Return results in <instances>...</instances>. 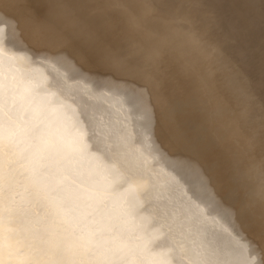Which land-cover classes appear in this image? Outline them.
I'll return each instance as SVG.
<instances>
[{
	"label": "bare ground",
	"instance_id": "6f19581e",
	"mask_svg": "<svg viewBox=\"0 0 264 264\" xmlns=\"http://www.w3.org/2000/svg\"><path fill=\"white\" fill-rule=\"evenodd\" d=\"M27 1L28 0L18 1L17 3L19 5V7L17 8V10L15 12H12V11H10V7H11L12 3H8L9 2L8 0H0V71H2V73L4 72L3 77L0 78V100H2V99L5 100L6 98H8L7 96H8L9 92H7V90L8 89L11 90L12 88H8V87L12 86L15 90V91L14 90L13 91L15 93L21 92L22 96H23V100H25L22 103H21V101H18L20 104H19V107L17 106L18 108H16L15 112H17L19 110V112L22 114L21 118L23 117L22 118L23 120H19L20 117H18V119L16 118L17 123H18L17 125H19V127L20 126H26L27 127L28 125H31L32 123L37 124L35 131H33L34 129H32L33 135L30 134V137L33 136V138H31L32 139L31 142L29 139H27V137L28 138H30V137L24 133V130H23V132L19 131L23 127L22 128L20 127V129L18 130V133L20 132L19 138L16 135L17 133L15 134L16 137L18 138V140H16V142L13 141V144H12V146L14 147L13 151L16 152L17 154L21 155V160L19 159L20 161L17 164H15L14 166L8 167L7 170L5 171L4 178L0 180L2 185L4 187L8 186L6 188L9 189V190H6V188H2L3 186L0 187V264H36L35 259L37 258V255H38V253L36 252L37 250L35 249L36 245H33L31 242H29V240L25 239V236L23 234L24 232L21 229H19V226H18V228H15V227H13L14 224L13 225L11 224L12 206L9 203L10 201L8 202L7 195H8V191H12V192H14V191L10 190L11 189L10 187H15L16 190L23 188V189H26L27 191H29V193L32 194L35 202L41 204L40 211L38 212V217L40 219L46 220V223L48 222L49 224L54 225L53 223L56 222L57 219L59 217L63 216L65 213L68 214L67 212L69 210L77 209V211H78L77 207L81 203L79 200L82 201L85 198L84 197L85 195L89 194L92 202L97 203L99 201V197L101 196L102 188L104 186L102 187V185H101V187H99L96 184H94L95 181H92V180L95 177L93 178L92 173H90L88 175V171H91V170L95 171L97 168L100 170V169H102L100 166L105 167L106 172H107V173H105V176L103 175L104 177H100V178H102L101 179L102 184L104 181H108L109 179L115 177L117 180H119V183L120 182L124 183V184L127 183L129 185L126 192L122 191L123 188H122V190H120L119 189L120 186H115L113 183H112L113 188H110L108 191L106 190L107 192L104 191V193L106 192L105 193L106 195H103L104 199H105V203H108L107 205H109V207L111 206L110 203L113 201L117 202V204L120 205L121 204L120 202L122 200H125V201L130 200L134 203L133 208H135L137 206L138 201L142 198L147 199V200L148 199L154 200V201L157 200V202L160 200V201H162L160 206H163V208L165 206L170 207L172 209H174V207H180L182 209V213L184 215V220L190 219V218L189 219L187 218V214L185 213L186 209L184 208L185 207L184 205H188V203H189L188 202L186 204V202L188 200V198H187L188 194L198 195L199 193H204L203 191H205V189H207V187L212 188V191H210L212 193L211 194L209 193L210 196H208L210 199V203H211V201L218 199L217 197H216V199L214 197V194H216L218 192L217 191L218 189H222V188L226 189L228 187L233 188V184H235L238 181H239V184H242L244 187H245L246 183H248L249 185H253V186L256 184L254 181L255 176H253V175H255L256 171H259V170H253V169H255V167L253 168V166H255V159L249 153V150H248L249 144L247 146V144L244 142L243 139L239 138L238 136H237L238 138L237 137L235 138L236 134L234 135V133L236 132L235 131L236 127L234 126V124H232L233 118H231L232 117L231 113L236 111L237 108L233 107L234 111H232L231 108L229 107L230 105L228 104L229 105L228 106L227 103L224 104L222 102V100L218 98V96H220V95H218V96L216 95V93L219 91V89H223L229 85V84L227 85L228 81L226 82L227 77L224 78V75H221L219 73V71L216 70L218 67L215 68L218 65V64L217 65H215V64L217 62H220V59H221L218 54H220V52H222V51L223 52L226 51V53L229 52V54L231 52L234 55L233 56L231 54V57L233 56L234 59H236V57L239 60H241L243 57H244V59H246L248 56V54L246 53V50L250 49V47L253 46L251 44V41H250V38L252 36L250 38L248 36H245L249 33L244 34L243 33L245 31L244 29L241 28L242 33L241 32L240 33L244 34L245 37H240V35H238L239 31L237 30L238 28H236V26L238 24L242 26L243 23L239 17L235 16V14L237 13L236 10H235L236 13L233 15H231L230 13L228 14L229 16L227 14H225L224 16L221 15L223 17L222 19H219L217 17L218 13L211 14L213 18L214 17L217 18V25H216L217 27H215L216 28L215 32H217L219 34L218 37H210V36L201 37L200 36L199 38H197L195 33H192V30L190 29V26H189L190 25L189 21H191L190 19L193 18V17L190 18V14L188 12V10L191 8V3L189 1L187 2V4H184L183 1H185V0H171L168 4H163L162 6H158L155 3L157 5V8L154 9L155 13L153 14V16H154L153 18L157 21H155L152 18L150 20H152V21H154V23L155 22L156 23L155 24L154 23H148L143 28V24L151 17L150 15H148L149 10L147 13L145 6H143L144 9H143V7L141 8L142 10L138 9L139 3L142 2L141 0H134L135 3L132 0H125L124 1L125 3H123V6H124V10H126V12H125L126 14L128 12H131L129 14L134 15L135 13L132 14V11L134 9H137L138 11L134 10L135 12L137 11V14L134 16H130L129 18L127 17V21L131 22V23L127 24V25H130V26H128L130 29V31H129L130 35L127 36V39L125 38L126 40L121 45V47H119V44L117 47L116 41L119 43V41L117 40L119 38L116 37L118 35V33H115V32H118L119 30H121L119 28L120 26H118L119 22L117 21L119 18V16L117 14L120 11L118 13H116V16L112 19L114 22H111L109 19L106 22H104L103 25L99 23V25H102L101 27L99 26L100 27V29H99L98 26L94 25L95 23L93 24V22H94L93 19L97 15L96 14L97 13L96 8L94 6H92L93 0H40L39 2H42V5H43V7H45V9H42V7L38 8L39 7L38 6V7H34L32 10H30V12H29L30 8L27 5ZM29 1H31V0H29ZM98 1H99L98 7H101V10H102V7H104V8L106 7V9H107V6H106L107 3H105L106 0H98ZM121 1H123V0H121ZM121 1H120V3L119 2L118 3L122 4ZM148 1H149L148 3H151L150 0H148ZM193 1H195V0H193ZM203 1H201V3L204 4L206 1L205 0H203ZM218 1H220V0H218ZM218 1H217V3H218ZM111 2H114V1H111ZM154 2H156V1H154ZM227 2H230V1H226L225 3L228 4ZM237 2H239V1H236L233 3H237ZM110 3L108 4L109 6H111L110 8H114L112 6L113 4H110ZM199 3L200 2L197 1V4L201 5ZM230 3H232V2H230ZM239 3H241V2H239ZM31 4H32V2H31ZM94 4H95V2H94ZM104 4H106V5H104ZM183 4L187 6V8L184 7V8H186V11L184 13L188 12L186 15L182 16L185 19L181 18L182 20L179 21V23H176L177 25L174 24L175 26L172 24H168L169 21L167 22L168 19L165 21V17L169 18V16H170V18H171L172 13L175 14L174 12L177 9L180 10V8L182 6H184ZM219 4H221V3L219 2ZM242 4H245V3H242ZM152 5H154V4H152ZM249 5H251V4H249ZM249 5H248V8H250ZM220 6H222V5H220ZM236 6H237V4H236ZM253 6H254V3H253ZM116 7H118V4H117V6L115 5V8ZM230 7H233V4ZM238 7H239V5H238ZM256 7L258 8V6H254V8H256ZM261 7H262L261 9H264L263 6H261ZM110 8L107 10H110ZM223 8L227 12L226 8L225 7H223ZM116 9H118V8H116ZM243 9L244 8H242V10ZM104 10L105 9L102 10L103 13H106L107 11L105 12ZM115 10L113 9L112 12H114ZM121 10H123V8ZM173 10H175V11L173 12ZM182 10H184V9H182ZM83 11H84V16L80 19L77 18L79 16V13H81V12L83 13ZM97 11H98V8H97ZM220 11H221V9H220ZM247 11H250V9ZM252 11L253 10L251 9V13H252ZM112 12L110 14H112ZM176 12H178V11H176ZM232 12H234V10ZM240 12H239V15H240ZM263 12H264V10H262L261 12H258V14L259 15L263 14ZM152 13L153 12H151L150 14H152ZM123 14L124 13H122V15ZM98 15L101 16L100 13ZM145 15H148L150 17L147 18L146 21H143L146 18ZM242 15H244V12L242 13ZM242 15H240V16H242ZM21 16H25V21L22 20L23 17H21ZM109 16H108V18H110ZM177 16H178V14H177ZM179 16H181V15L179 14ZM179 16H178V18H179ZM242 18H243V16H242ZM26 19L28 20V22H26L27 21ZM173 19L170 20V23H172L171 21H173ZM244 19H246V18H244ZM21 20L23 22H25L26 24L21 23ZM121 20L124 21L122 18H121ZM162 20L165 21L166 23L161 22ZM95 21H96V19H95ZM108 21H110V22H108ZM115 21H117L118 23ZM177 21H175V22H177ZM44 22L47 25L44 26V24H43ZM148 22H150V21L148 20ZM248 23L249 22H247V24ZM76 24H79V29L81 30V33L79 34V32H76V30H75V33H77V34H75L73 37H72V35L70 37H65L67 35V33H69V31H72L73 29H75L74 26ZM124 24L125 23H122V25H124ZM250 25H252V23ZM253 25H254V23H253ZM255 25H257V24L255 23ZM95 27H98V28H96L99 30L98 32L96 31ZM126 27H124V28L127 31ZM222 27H223V29H222ZM243 27H244V25H243ZM247 27H248V25H247ZM247 27H246V29H247ZM124 28H122V29H124ZM253 28H254V26H253ZM255 28L258 29V27H255ZM224 29H226V32ZM232 29H235V30H232ZM248 29L250 30V28H248ZM249 30H247V31H249ZM254 30L255 29H253L252 31L254 32ZM106 32H108V36H107L108 38H106V36H104V35H106ZM120 32L121 31H119V33ZM122 32H123V30H122ZM224 32L226 33L225 36L222 35ZM251 34H252V32H251ZM122 35L121 36L118 35L120 37V39H119L120 42L122 40L121 38H124V37H122ZM222 38L224 39V45L220 49V47L219 48L217 47V44L219 42H221ZM217 40H218V42H217ZM262 41H264V39ZM262 41H261V46L255 51V54L257 56H262V54H263L264 43ZM253 48H254V46L252 47V49ZM190 51L193 53L192 55L190 54L191 53ZM186 52H190L189 53L190 55L185 54ZM182 53L185 54V55L183 54L184 58L182 57V59L183 60L185 59V60L184 61L181 60V62H179V59H181V58H179V56L180 55L182 56ZM225 56H227V55H225ZM245 56H246V58H245ZM104 57L105 58L112 57L111 58L112 62H108V64H107V62L104 60L105 59ZM189 57H191V60L193 59L192 63L189 61H186L187 59H190ZM248 58H250V57L248 56ZM161 59H162L163 63H160ZM229 59H231V58H229ZM250 59H252L251 61H253L252 56ZM228 61H227V63H228ZM187 62H189L190 64L188 65ZM223 62H224V60H223ZM230 62H232V59ZM244 63H246V62H244ZM160 64H162V65H160ZM248 64H243V65L244 66L246 65V67H247ZM90 65H92V66L90 67ZM229 65H230V63H229ZM239 65L241 66V64H239ZM218 66L220 67V65H218ZM222 67H224V66L222 65ZM246 67H244V68L248 69V67L247 68ZM241 68L243 69L242 66H241ZM223 70H225V69H223ZM239 70L236 69V71H238V72H239ZM227 71H228V69H226L225 73ZM223 72L224 71H222V74H224ZM241 72H243V70H241ZM2 73H0V74H2ZM231 73L234 74L233 72H231ZM250 73L253 75V77H254L253 80H255L254 82L258 86H260L264 83L262 80V79H264V69L262 68V66H260V65L255 66V70L251 71ZM230 74L228 73V75H230ZM231 77H232V75H231ZM172 78L180 80L181 83H183V82L186 83V91H187L186 95H180L179 94L178 96H174V94H175L174 89L176 88V85H175L176 83L175 82L171 83ZM229 79L231 80V78H229ZM236 81L237 80H235L234 83H236ZM229 83H230V81H229ZM7 84H8V87H7L8 89L7 88L5 89L4 87H6ZM250 86L252 87L253 84L251 83ZM159 88H161L162 90L168 91V95L170 96V99L166 100L164 97H159V95H160L159 94L160 93ZM244 90L246 91V89H244ZM250 90L253 91V89H250ZM13 91H11V92H13ZM11 94H13V93H11ZM11 94H10V96H11ZM17 94H19V93H17ZM217 94H219V92ZM182 96H185V97H182ZM16 98H19V97H16ZM20 98H21V96H20ZM40 98L49 99L48 101H50V103H48V105L46 104L47 105L46 108L44 107V111H43L44 121L39 120V122H36L37 114L41 111L40 107H39L40 111L36 114V109H38L37 108L38 106L36 107V103H37L36 100L39 101ZM157 98H159V99H157ZM171 98H175L174 103L176 101L181 102L180 110H181V112H183L184 118L188 117V120H189V118H192L193 116H195V118H196V120L194 121L193 125H191V127L184 130L183 132L180 131L177 134H175L176 132H174V134H173L171 132V130L175 131V128H181L183 126V124L186 126L188 121H185L183 119V117L178 115L176 117L177 121L176 120L175 121L170 120L167 123L164 122V119L166 117H168V115L171 114V111H173V104H172ZM253 98H255V97H253ZM256 99H258V98H256ZM256 99L253 102H255ZM9 100H14V99H9ZM181 100H183V101L187 100L185 102L188 104L185 105L184 103H182ZM4 102L5 101H3V103ZM158 102H159V104H158ZM256 102H257V107L259 108V106H258L259 103H258V101H256ZM262 102H264V100ZM0 103H2V101ZM11 103H12V101H11ZM13 103L11 106H13V109H15L14 106L17 103L15 105H13ZM251 104H252V102H249V104H246V108L249 110L251 109L252 110L251 114H252V113H254L253 111H255L258 108L257 107L254 108V106H256V104H252V106H251ZM43 105H44V103H43ZM11 106H10V108L12 110ZM263 106H264V104H263ZM237 107H238V109L241 108L240 106H237ZM1 108L3 109V106ZM10 108H9V110H10ZM11 112L9 111V113H11ZM19 112H17V113H19ZM242 112H244V111H242ZM172 113H174V112H172ZM191 115H193V116H191ZM9 116H10V114H9ZM16 116H19V114ZM7 117H8V115H7ZM11 117H9V118H11ZM169 117H171V116H169ZM237 117H239V116H237ZM241 118L242 117H240V119ZM39 119H40V115H39ZM237 119H239V118H237ZM237 119L235 120L236 122H237ZM7 120H8V118H7ZM241 121H243V120H241ZM10 122H12V120H10ZM14 123H16V122L14 121ZM14 123H11V125ZM17 125H16V128H17ZM13 127H10V129ZM26 127H24V129H26ZM14 129H15V127H14ZM29 131H30V129H29ZM192 131L194 132V134L197 133L200 135H205L206 137L209 138L210 142H208V144H209L208 148H206L200 142H193L192 140L189 139V133ZM229 131H232V132H229ZM11 132H12V130H11ZM27 132L28 131H26V133ZM168 132L171 133L172 137H171V135H169V136L167 135ZM29 133H32V132H29ZM228 134H231V136L233 135L234 138L228 137L229 136ZM174 135L176 137H174ZM137 137H140L139 142L133 143L132 139H134V138L137 139ZM7 139H8V136H7ZM27 140H29L30 143H28ZM177 140H178V142H176ZM260 142L264 145V140L263 141L260 140ZM151 146L157 147V149H155V150L152 149V150H154L152 153L153 155L151 153H149V151H150L149 149ZM4 148H5V146H4ZM2 151H1V153H2ZM257 153H259V151H257ZM2 154H4V152ZM147 154H151L152 158L147 156ZM213 155H214V157H213ZM13 156H14V154H13ZM262 158H264V152H263ZM13 161H14V159H13ZM207 161L208 162L212 161V163H213V165L211 167V172H208L209 167L211 165H206ZM216 162H218L217 166H215ZM86 170H88V171H86ZM252 170H253V172H255L254 174H253ZM158 171H159L158 174L163 173L162 175H166V173H167V175H168V176L166 175V177H167L166 189L161 190V188L156 189L155 187L152 189L148 188V183H150L149 181H151V180L146 181V183H144L146 185H143L144 178L145 179L146 178L151 179L152 175L154 176V174ZM96 172L98 173V171H96ZM29 173H31V174L28 175ZM102 174H104V173H102ZM102 174H100V175H102ZM158 174H155V175H158ZM97 177H96V180H97ZM100 178L98 177V180ZM103 178H104V180H103ZM159 178H161V177H159ZM163 178H164V176H163ZM257 178H259V176ZM236 179H237V181H235V183H234L233 181ZM155 181H157V180H155ZM39 183L43 184L42 188L38 187ZM76 183H77V186L79 183H81L83 185V187L85 188L86 194L84 196L81 194L84 197L83 199H80V197H79V199L73 197V195L75 194L74 193L75 190H74V188L71 189L70 186L72 184L75 185ZM162 183L163 182H161V184ZM202 184L204 186H201ZM109 185H110V183H109ZM152 185H155V183ZM242 185H240V188L242 187ZM247 185H246V189L248 187ZM107 186H108V184H107ZM122 186H123V184H122ZM256 186L260 187L259 185H256ZM104 188H106V187H104ZM124 188H125V185H124ZM254 188H256V187L254 186ZM246 189H245V192L247 191ZM72 190H74L73 193H72ZM78 190H80V189H78ZM234 190H232L233 193H234ZM238 190H239V194H240L241 190L240 189H238ZM242 190H244V189H242ZM257 190H258V188H257ZM76 192H78V191H76ZM220 192H219V194L218 193L217 194L221 195L224 191L222 193H220ZM232 192H230V194ZM248 192H249V190H248ZM261 192H263V191H260V193ZM227 193L229 195V192H227ZM242 193H243V191H242ZM249 193H252V192H249ZM256 193L257 192L255 191L254 194H256ZM83 194H84V192H83ZM246 194H248V193L246 192ZM75 196H76V194H75ZM78 196H80V195H78ZM195 196L193 198H196ZM199 196H201V195H199ZM248 196H250V194H248ZM251 196H253V195H251ZM28 197H30V196H28ZM233 197L234 198L231 199L230 206L235 207L236 205H238V203L241 204L239 202L240 200H238L239 198H237V196L233 195ZM245 197H247V195ZM256 197H254L253 199H255ZM189 198H191V197H189ZM201 198H202V200L204 199L203 197H201ZM212 198H213V200H211ZM263 198H264V196H263ZM251 199H252V197H251ZM13 200H14V198H13ZM46 200H48V201H46ZM102 200H103V198L100 199L101 202H102ZM118 200L120 202H118ZM193 200L194 199L191 200L192 203H193ZM223 200H226V199H223ZM223 200H221V203H225V202H222ZM247 200H250L249 197ZM86 201H87V199H86ZM130 201H128V202H130ZM196 201L198 202L199 200H196ZM196 201H194V202H196ZM207 201H205V202H207ZM241 201H242V199H241ZM257 201H258L257 199H256V201H253L254 202L253 205H255V202H257ZM123 203L125 204V202H123ZM149 203H150V201H149ZM214 203L215 202L213 201L212 204H214ZM251 204H252V202H251ZM31 205H32V203H31ZM82 205H83V203L80 206H82ZM87 205H86V207H87ZM151 205L152 204H150V206ZM156 205L158 206V204H156ZM191 205L193 206V204L190 203V206ZM221 205H220V208L224 207ZM91 206H94V205H91ZM126 206H127V204H126ZM160 206L158 208H160ZM244 206H247V205H244ZM255 206L254 207L258 211V213L264 214V210H263L264 205H262L263 208L261 206L258 207V205H255ZM83 207H85V206L83 205ZM96 207H94V208H96ZM113 207H114V205H113ZM146 207H147V205H146ZM201 207H199V208H201ZM208 207H209V205H208ZM240 207L238 206V208H240ZM254 207H251V209L253 208L252 210L256 211L254 209ZM94 208H93V210H94ZM189 208H187V209H189ZM225 208H226V206H225ZM242 208H244V207L242 206ZM248 208L249 207H246V209H248ZM79 209L81 210L82 208L79 207ZM107 209L108 208H106L103 211H106ZM139 209L140 208H138V210ZM172 209L171 210L169 209V210L172 211ZM177 209L178 208H176V210ZM202 209H200V211ZM210 209H207V210H210ZM218 209H217V211H218ZM228 209H230V208H228ZM116 210L117 209L115 208V211ZM163 210H165V208ZM244 210H245V208H244ZM88 211H90V213H91V210H88ZM212 211H210V212H212ZM230 211H231V209H230ZM106 212H108V211H106ZM177 212L178 211H176V214H177ZM232 212H234L233 209H232ZM81 213H82V211H81ZM90 213L89 214L87 213V214L89 216H91ZM134 213H136V212H134ZM134 213H132V214H134ZM153 213H154V211H153ZM208 213H207V215H208ZM226 213L228 214L229 212L226 211ZM247 213H246V215H247ZM77 214H78V212L76 213V215ZM85 214H86V212H85ZM103 214H104V212H103ZM121 214L125 215L126 213L124 214V212H121ZM121 214L119 213L120 216H121ZM129 214H131V212ZM154 214H156V213H154ZM167 214L169 215V213H167ZM172 214L174 215L175 213L173 212ZM194 214H195V212H194ZM213 214H215V213H213ZM217 214H215V215H217ZM83 215H80V216L83 217ZM117 215L118 214L116 213V215H114V216L117 217ZM141 215L142 214H140V216ZM144 215H146V214H144ZM158 215H159V213H158ZM198 215H200V213ZM232 215L236 217V215H234V213H232ZM93 216H94V214H93ZM208 216H211V215H208ZM250 216H248V218ZM259 216H257V218ZM86 217H87V215H86ZM123 217H125V216H123ZM123 217L121 216L120 219ZM142 217H144V216L142 215ZM155 217H156V215H155ZM175 217H177V216H175ZM180 217H179V219H181ZM194 217H196V216H194ZM203 217H206V216H203ZM203 217L200 216V219ZM217 217H218V215H217ZM220 217H222V214ZM25 218L26 217H24V219ZM63 218L65 219L66 217H63ZM76 218H78V217H76ZM92 218H94V217H92ZM135 218L137 219V222H138V220H139L138 217H135ZM162 218L164 220V217H162ZM172 218H170V216H169V219H172ZM242 218H240V219H242ZM252 218L254 219L253 216H252ZM262 218L264 219L263 216H262ZM94 219L96 220V217ZM125 219H127V217H125ZM129 219L130 218H128V222H129ZM136 219H134V220H136ZM143 219H145V218H143ZM156 219H157V217H156ZM169 219L167 218V220H169ZM245 219H246V217H245ZM59 220H60V218H59ZM175 220L177 222L175 225L177 226L178 221H177V219H174V221ZM184 220H182V221H184ZM216 220L214 222H217ZM222 220H223V218H222ZM250 220H252V219H250ZM259 220H262V219L259 218L258 222H259ZM89 221H90V219H89ZM91 221H93V220H91ZM94 221H93V224L95 223V225L103 224L101 222L98 223L97 222L98 220L96 222H94ZM172 221H173V219H172ZM182 221H180V222H182ZM224 221H226V220H224ZM254 221H255V219H254ZM254 221H253V223H255ZM84 222H86V220ZM84 222H83V224H84ZM165 222H167V221H165ZM169 222H171V220H169ZM209 222H211V221H209ZM220 222L221 221H219V223ZM245 222H247V219ZM30 223H31V221H30ZM60 223H63V222H60ZM70 223H72L71 220H70L68 225H70ZM89 223H87V224H89ZM123 223H124V221H123ZM133 223H134V221H133ZM145 223H147V222H145ZM157 223H158V221H157ZM199 223H201V222H199ZM234 223L236 224L237 222H234ZM117 224H119V221L117 222ZM124 224H127V221ZM166 224L168 225L169 223H166ZM166 224H165V226H166ZM183 224L184 223H182V225L181 224H178V225L183 226ZM201 224H203V223H201ZM204 224H207V223L205 222ZM204 224L202 226H204ZM222 224H224V223H222ZM226 224L227 223H225L224 226ZM246 224L247 223H244V225H246ZM261 224H262V222H261ZM22 225H24V223ZM89 225H92V222ZM108 225H110V223H108ZM131 225L133 226L132 223H131ZM187 225L189 226V224H187ZM15 226H17V225L15 224ZM84 226H82V227H84ZM92 226L94 228V225H92ZM127 226H129V225L127 224ZM127 226L124 227L122 230H125V228H128ZM132 226H131V228H133ZM136 226L139 227L137 224H136ZM150 226H151V224H150ZM163 226L164 225L162 224V226H160V227H163ZM180 226H179V228H180ZM215 226H214V228H215ZM231 226H233V223ZM37 227H38V225H37ZM43 227L44 226H42V228ZM50 227L51 226H49L48 228H50ZM85 227H87V226H85ZM96 227H98V225ZM177 227H175L176 231L178 230ZM197 227L199 228V226H197ZM197 227L195 226V228H197ZM246 227H248V226H246ZM26 228H24V229H26ZM67 228H69V227H67ZM87 228H90V227H87ZM149 228L152 229V227H149ZM154 228H156V227H154ZM192 228H193V226H192ZM206 228H207V226H206ZM235 228H237V226H235ZM261 228H262V225H261ZM31 229H33V228L31 227ZM97 229L98 228H96V231L98 232ZM104 229H107V228L105 227ZM110 229H111V227H110ZM161 229L164 230V228H161ZM183 229L186 230L185 226ZM249 229H251V228H249ZM257 229L260 230V227ZM38 230H40V229H38ZM71 230H72V227H71ZM114 230H116V228ZM132 230H131V233L133 232ZM137 230L138 229H136L135 232ZM179 230H180V232H182L181 229H179ZM199 230H201V228ZM210 230H214V229H210ZM221 230H223V229H219L218 231H216V233L221 231ZM90 231L91 230L89 229L88 233H90ZM104 231L105 230H103V231L101 230V232H104ZM129 231H130V229H129ZM129 231L127 229L128 233H126V231H125V233L129 234ZM139 231H141V230H139ZM139 231H138V233H139ZM142 231H144V230H142ZM193 231H194V229H193ZM195 231H194V233H195ZM204 231H202V232H204ZM223 231H225V230H223ZM243 231H244V229H243ZM249 231L250 230H248V232ZM252 231L253 230L250 231V236L252 235L251 234ZM262 231L264 232V230H262ZM262 231H261V233H262ZM31 232H28V233H31ZM75 232H76V230H75ZM85 232L86 231H84V234H85ZM111 232H113V231H111ZM135 232L132 233L133 236H135L134 234H137ZM175 232H174V234H176ZM180 232L178 231V235H181ZM198 232L196 231L195 234H197ZM222 232H220V233L222 234ZM228 232H230V231H228ZM236 232H237V230H236ZM236 232H235V234H236ZM257 232H258V230H257ZM59 233H60V231H59ZM108 233H110V230ZM123 233H124V231H123ZM153 233H154V231H153ZM225 233H227V230ZM239 233L240 232H238L237 234H239ZM247 233H245V234L247 235ZM114 234H116V233H114ZM142 234L144 235L143 232H142ZM174 234H173V237L175 236ZM182 234H184V232ZM61 235H63V234H61ZM61 235H59V236H61ZM110 235L107 234V235H103V236H106V237L109 236L110 237ZM189 235L187 237H189ZM232 235H233V233H232ZM254 235H255V233H254ZM41 236H43V235H41ZM74 236H75V234H74ZM81 236H82V234H81ZM93 236H95V235H93ZM103 236H100V238ZM128 236H130V235H128ZM136 236H137V238L132 237V236H130V238L131 237H132L131 239L135 238V239H133V241L134 240L137 241L138 237L140 235L137 234ZM145 236L143 239H145ZM259 236H261V235H259ZM84 237H83V240H84ZM112 237L116 238V235H114ZM112 237H110V238H112ZM125 237L128 240V237L126 235H125ZM175 237H177V236H175ZM208 237H211V236H208ZM75 238L76 237H74V239ZM97 238H99V237H97ZM110 238H109V240H110ZM115 238L113 240H115ZM158 238H157V240H158ZM168 238H169V236H168ZM200 238H202V236H200ZM255 238H256V236H255ZM118 239L119 238H116V240H118ZM191 239L193 241H195V239H198V238L197 237L196 238L191 237ZM203 239L206 240L204 238V236H203ZM203 239H201V240H203ZM210 239L213 240L214 238L211 237ZM221 239H223V238H221ZM249 239L252 240L251 238H249ZM89 240H91V239H89ZM254 240H256V239H254ZM257 240H258V237H257ZM107 241L108 240H105V243ZM142 241H141V243H142ZM174 241H176V240H174ZM186 241H184L185 244H186ZM197 241H199V240H197ZM262 241L264 242V240H262ZM124 242L125 241H123V243ZM138 242H139V240H138ZM138 242L137 243L136 242H133V243L129 242V243L133 246V244H135V243L138 244ZM210 242H211V240H210ZM212 242H214V241H212ZM215 242H216V240H215ZM222 242H224V240ZM54 243H56V242H54ZM77 243H79V242H77ZM80 243H82V242H80ZM88 243H87V245H88ZM90 243H92V242H90ZM152 243L153 242H151V244ZM180 243L181 242H179L177 244V242H176V245H179ZM258 243H259V241H258ZM71 244H73V243H71ZM122 244L121 245L119 244V246H123L125 243L123 245ZM130 244H129V246H130ZM140 244H138V245H140ZM214 244L215 243H213V245ZM219 244H220V240H219ZM224 244H225V242H224ZM239 244H237V245H239ZM104 245H106V244H104ZM104 245H101V246H104ZM164 245H165V243H164ZM176 245H174V247ZM201 245H202V243H201ZM215 245H218V244H215ZM262 245H264V243L261 242L260 246H262ZM46 246H48V245H46ZM184 246L185 245H183V247ZM209 246H212V245H209ZM231 246L233 247V245H231ZM256 246H257V243H256ZM40 247H42V246H40ZM106 247H108V246H106ZM111 247H109V248H111ZM114 247H115V245H114ZM131 247H128V248H130V250H133V249H131ZM141 247H144L143 249H145V246H141ZM186 247H187V245H186ZM197 247H195V248H197ZM202 247L204 248V245ZM207 247H208V245H207ZM229 247H230V245H229ZM57 248H59V247H57ZM99 248H100V246H99ZM109 248H107V249H109ZM118 248L120 249L121 247H118ZM138 248L140 250V246ZM179 248L174 249L175 252ZM190 248H191V246H190ZM223 248L224 247H222V250H223ZM258 248L256 249V247H255L256 250H258ZM113 249H116V248H113ZM113 249H110V250L114 251ZM126 249H127V247H126ZM146 249H148V248L146 247ZM187 249H185V250L187 251ZM216 249H217V247L214 250H216ZM218 249H220V248H218ZM241 249H242V246H241ZM262 249H264V248H262ZM43 250H40V251H43ZM51 250H54V249H51ZM60 250H62V249H60ZM124 250L125 249H123L121 252H125ZM127 250H129V249H127ZM135 250H136V247H135ZM209 250H210V248H209ZM224 250L226 251L227 249H224ZM244 250H245V248H244ZM246 250H248V249H246ZM249 250H251V248H249ZM184 251H182V252H184ZM186 251H185V253H187V254L192 252V251H190V252H186ZM194 251L190 254L194 255L193 254V253H195ZM198 251H200V249ZM69 252H72V251H69ZM75 252H77V251H74V253ZM121 252L118 254H121ZM131 252L133 253L134 251H131ZM138 252L142 253V254L144 253L142 251V249H141V251H138ZM145 252L148 253L149 251L148 252L145 251ZM171 252H172V254L174 253L173 251H171ZM178 252H181V250L180 251L178 250ZM178 252H176V253L178 254ZM206 252H208V250ZM215 252L216 251H214L213 254H215ZM227 252H225V253H227ZM234 252H236V251H234ZM48 253H50V252H48ZM60 253L62 254L63 252H60ZM74 253H73V255L75 257V255L77 253L76 254H74ZM85 253H87V252H85ZM89 253L91 254V252H89ZM103 253H104V251H103ZM113 253H115V252H113ZM127 253H129V252L126 251V254ZM166 253H168V252H166ZM219 253H220V251H219ZM261 253H263V251H261ZM109 254H110V252H108L107 256ZM131 254H130V258H132ZM142 254H141V256H142ZM180 254H178V255H180ZM222 254H224V253H222ZM64 255L65 254H63V256ZM132 255H135V254H132ZM176 255H172V256L174 257ZM204 255H206V254L204 253ZM209 255L210 254H208L207 256L211 257ZM237 255H238V253H237ZM249 255H251V253H249ZM257 255H260L259 251H258ZM109 256H111V255H109ZM113 256H116V254ZM125 256H127V255H125ZM194 256H196V255H194ZM207 256H205V258ZM227 256L228 255H226L225 257H227ZM58 257L60 258V256H58ZM128 257H126V259ZM139 257H140V255H139ZM166 257H168V256H166ZM173 257L171 258L172 260L174 259ZM192 257H189V258H192ZM225 257H224V259H225ZM237 257H233V258L237 259ZM137 258L138 257H136V259ZM181 258H183V256ZM184 258H186V256ZM247 258H248V256H247ZM71 259H73V257ZM95 259H93V260H95ZM110 259L113 260V257ZM126 259L123 257V259H121V260H124V262H126L125 261ZM180 259H177L176 261L173 260V261H175V263H177L178 260H180ZM196 259H197V257H196ZM196 259H195V261H196ZM227 259L228 258H226V260ZM252 259H253V256H252ZM260 259H262V257ZM75 260H73V261H75ZM93 260H92V262H93ZM117 260H118V258H116L112 262H115ZM121 260H119V262H121ZM130 260L128 262L129 264H130ZM202 260H204V259H202ZM240 260L242 262L246 261L244 259L243 260L240 259ZM79 261H80V259H79ZM88 261H91V257H89ZM134 261H137L140 263L139 258H138V260L134 259ZM134 261H133V259L131 260V262L133 264H136V262L134 263ZM181 261H183V260L181 259ZM181 261H179V263ZM205 261H204V263L206 264ZM241 261H240V264H241ZM257 261H258V259H257ZM262 261H264V260H262ZM82 262H83V260H82ZM112 262H111V264H112ZM145 262H143V264ZM168 262H169V260H168ZM191 262H193V261H191ZM201 262H202L201 264H203V261H201ZM209 262H207V263L209 264ZM236 262H234V263H236ZM51 263H54V262H51ZM51 263H49V264H51ZM121 263H123V261ZM146 263H148V262H146ZM185 263L187 264L189 262L185 261ZM197 263H200V260ZM220 263H221V261H220ZM225 263H227V262H225ZM225 263L223 261V264H225ZM234 263H232V264H234ZM261 263H264V262H260V264ZM216 264H217V261H216ZM243 264H245V263H243Z\"/></svg>",
	"mask_w": 264,
	"mask_h": 264
},
{
	"label": "rangeland",
	"instance_id": "374dc122",
	"mask_svg": "<svg viewBox=\"0 0 264 264\" xmlns=\"http://www.w3.org/2000/svg\"><path fill=\"white\" fill-rule=\"evenodd\" d=\"M111 1H114V2H111ZM106 0L105 1V3H107V5L106 4H104V5H106L107 6V9H109L111 6H109L108 4L110 3V4H113L112 6L114 7V8H110V10H107L106 9V7L104 8V7H102V10L103 9H105L104 11L106 12V13H103V11L101 10V7H98L99 6V1L98 0H93L92 1V6H94L95 8H96V17L98 18H94L93 19V24L94 25H96V26H102L103 24H104V22H106L107 20H109L110 19V21L111 22H114L112 19L116 16V13H118L119 11V13L117 14L118 16H119V18H118V22H119V24H118V26H120L119 28L121 29V30H119V31H121L120 33H119V31L118 32H115V33H118V35L119 36H121L122 34V37H124V38H121L122 40H121V42H120V37L117 35L116 37L117 38H119V39H117L118 41H119V43L116 41V46L118 47V44H119V47H121V45L124 43V41L127 39V36L128 35H130V29H129V27L128 26H130V25H127V24H129V23H131L130 21L128 22L127 21V17L129 18L130 16H134V15H136L137 14V9H134V10H137L136 12L133 10L132 11V14H134V15H131V14H129V13H131V12H128L127 14L125 13L126 12V10H124V6H123V3H125L124 1L125 0H123V1H121V0ZM120 1H121V3L122 4H119L120 3ZM134 3H135V1L134 0H132ZM142 2L141 3H139V8L138 9H141L143 6H145L146 8V11H147V13H148V10H149V13H148V15H150V16H148V15H145L146 16V18L143 20V21H146L147 20V18H149L148 20L150 21V22H148V20L143 24V28L146 26V24H148V23H154V21H152V20H150V19H152L154 16H153V14L155 13V11H154V9H156L157 8V5L158 6H162L163 4H168L171 0H150V2L152 3V4H154V5H152L151 3H148L149 1L147 0H141ZM144 1V2H143ZM154 1H156V2H154ZM200 3L199 4H201V5H199V6H202V3H201V1H203V0H198ZM206 1V0H205ZM209 1H211V0H209ZM217 1L218 0H215V4L217 3ZM222 1H224L223 3H222ZM226 1H230V2H232V3H230V2H227L230 6H232V4H233V7H230L228 4H226L225 2ZM236 1H239L240 2V0H220V1H218V3L219 2H221V4H217L218 6V18L219 19H222L223 17L221 16V15H225V14H231V15H233V14H235L236 12H235V10L237 11V13L235 14V16L236 17H239L241 20H242V23H243V25H244V27H243V25L241 26V25H237L236 26V28H238L237 30L239 31L238 32V35H240V37H245V36H248L249 38L252 36V34H254V36H255V33H256V29L257 28H255V27H259L261 24H263L264 23V12H263V14H258V12H261L262 10H264V9H261L262 7L261 6H263V4H264V2L263 1H261L260 3H254V6H258V8L256 7V8H254V6H253V3L251 4V5H249L250 6V8H248V5L245 3V4H242V3H244V0H241V3H239V2H237V3H233V2H236ZM243 1V2H242ZM260 0H258V2H259ZM94 2H95V4H94ZM116 2V3H115ZM119 2V3H118ZM189 2H191L190 0H189ZM204 2V1H203ZM157 5H156V4ZM206 3V2H205ZM225 3V4H224ZM239 3V4H238ZM117 4H118V7H116V8H118V9H116L115 8V5L117 6ZM145 4V5H144ZM236 4H237V6H236ZM121 5V6H120ZM141 5V6H140ZM149 7H148V6ZM184 5V4H183ZM220 5H222V6H220ZM238 5H239V7H238ZM242 7H241V6ZM245 7H244V6ZM152 8H151V7ZM120 7V8H119ZM183 7V8H182ZM181 8L182 9H184V10H182L181 8H180V10L179 9H177L176 11H178V12H176L175 10H173V12L175 13V14H173L172 13V16H171V18H170V16H169V18H167V17H165V21L167 20V22H168V24H172V25H177L176 23H179V21H181L182 19L180 18V16H179V14H181L182 15V13H183V11L185 12L186 11V8H187V6L186 5H184V6H182ZM184 7H186V8H184ZM223 7H225L226 8V10H227V12L225 11V9L222 8ZM235 7V8H234ZM252 7V8H251ZM97 8H98V11H97ZM123 8V10H121ZM229 8V9H228ZM237 8V9H236ZM242 8H244L243 10H242ZM247 8V9H246ZM113 9L115 10L114 12H112L113 11ZM143 9H144V7H143ZM151 9V10H150ZM220 9H221V11H220ZM250 9V11H247V10H249ZM251 9L253 10L252 11V13H251ZM256 9V10H255ZM261 9V10H260ZM101 10V11H100ZM142 10V9H141ZM153 10V11H152ZM224 10V11H223ZM234 10V12H232ZM246 10V11H245ZM223 11V12H222ZM229 11V12H228ZM241 11V12H240ZM101 14V16L100 15H98L99 13ZM112 12V14H110ZM124 13L123 15H122V13ZM151 12H153L152 14H150ZM182 12V13H181ZM222 12V13H221ZM225 12V13H224ZM239 12H240V15H242V13L244 12V15H242L243 16V18H242V16H240L239 15ZM249 12V13H248ZM115 13V14H114ZM221 13V14H220ZM104 14V15H103ZM177 14H178V16H179V18H178V16H177ZM213 14V13H212ZM249 14V15H248ZM251 14V15H250ZM257 14V15H256ZM110 15V16H109ZM112 15V16H111ZM126 15V16H125ZM220 15V16H219ZM247 15V16H246ZM102 18H100V17ZM108 16L110 17V18H108ZM121 16V17H120ZM229 16V15H228ZM126 17V18H125ZM259 17V18H258ZM261 17V18H260ZM121 18L124 20V21H122L121 20ZM175 20H174V19ZM178 18V19H177ZM244 18H246V19H244ZM258 18V19H257ZM95 19H96V21H95ZM120 19V20H119ZM154 19V18H153ZM173 19V21H171L172 23H170V20H172ZM262 19V20H261ZM105 20V21H104ZM155 20V19H154ZM178 20V21H177ZM245 20V21H244ZM247 20V21H246ZM249 20V21H248ZM110 21H108V22H110ZM117 21H115V22H117ZM155 21H157V20H155ZM165 21H161V22H163V23H166ZM175 21H177V22H175ZM244 21V22H243ZM117 22V23H118ZM121 22V23H120ZM128 22V23H127ZM160 22V23H161ZM247 22H249L250 24L252 23V25H250L249 23L247 24ZM99 23L100 24H102V25H99ZM116 23V24H117ZM122 23H125L124 25H122ZM156 23V22H155ZM154 23V24H155ZM246 23V24H245ZM253 23H254V25H253ZM255 23L257 24V25H255ZM98 24V25H97ZM241 24V23H240ZM78 25V26H77ZM122 25V26H121ZM174 25V26H175ZM247 25H248V27H247ZM126 27V29H127V31L125 30V28L124 27ZM253 26H254V28H253ZM75 29H73L72 31H69V33H67V35L65 36V37H70L71 35H72V37L75 35V34H77V33H75V30H76V32H79V34L81 33V30L79 29V24H76L75 26ZM98 27H95V29L96 28H98ZM100 27H99V29H100ZM240 27V28H239ZM246 27H247V29H246ZM122 28H124V29H122ZM244 29L243 31V33L244 34H247V33H249V34H247V35H245L244 36V34H241L242 33V29ZM248 28H250V30L248 29ZM253 29H255L254 30V32L252 31ZM122 30H123V32H122ZM232 30H235V29H232ZM247 30H249V31H247ZM96 31L98 32L99 30L98 29H96ZM259 31V30H258ZM241 32V33H240ZM251 32H252V34H251ZM240 33V34H239ZM259 33V32H258ZM104 36H106V38H108L107 36H108V32H106V35H104ZM259 36L260 37H262L263 36V38H262V40L264 39V33L263 34H259ZM191 37V36H190ZM126 38V39H125ZM252 38V37H251ZM250 38V39H251ZM116 39V38H115ZM263 43H264V41H263ZM253 47V46H252ZM252 47H250V49H247L246 50V53L248 54V56L251 58V56H252V58H255V57H257L256 56V54H255V50H254V48L252 49ZM252 49V50H251ZM191 52V51H190ZM186 52L185 54H188V55H192L193 53L191 52ZM190 53V54H189ZM223 53V54H222ZM254 53V54H253ZM183 54L184 53H182V56L180 55L179 56V58H181V59H179V62H181V60H183L182 59V57H183ZM184 54V55H185ZM231 52H230V54H229V52H227L226 53V51H222V52H220V54H218L219 55V57H220V55H221V59H220V62H217L215 65H220V67L217 65L215 68H217L216 70H218L219 71V73L221 74V75H224V78L225 77H227L226 78V82H227V85L229 84H231L230 86L228 85V86H226L225 88H223V89H219V94H217L216 93V95L218 96V95H220V96H218V98L219 99H221L222 100V102L224 103V104H226L227 103V105L229 104L230 105V101L231 102H234V103H236V102H238V103H236V104H240V107L241 106H244V108H240V109H238V107H236L237 108V110L236 111H234L233 113H231V118H233V119H237V118H239L240 119V117H242L240 120L239 119H237V122H236V125L238 124V123H245V122H248L249 120H250V122H252V120H254L255 119V117H257L261 112H262V109L260 110V111H258V109H260V108H258V109H256L255 111H253L254 113H252L251 114V112H252V110L250 109H247L246 108V99L245 98H243V95L244 94H251L252 95V91L248 88V86L247 87H244L245 89H246V91L244 90V92H246V93H244L243 95H241L239 92H236V90L235 89H233V88H235V87H233V86H235V83H233V82H235V80H233V78L232 77H229V76H231V75H234L235 73L236 74H239V77H240V74H242V72H241V70H242V68H241V66L243 67V69H245L244 67H246V65L244 66L243 64H248L247 65V67H248V69H246V71L248 70V72H249V70L252 68V65L254 64H252V65H250L251 64V62H253V61H251L252 59H250V58H248V56H247V58H246V56H245V58L246 59H244V57L241 59V60H239V62H234L235 61V59L233 58V56L231 57ZM244 54V53H243ZM242 54V55H243ZM225 55H227V56H225ZM229 55H230V57H229ZM241 55V56H242ZM184 58V57H183ZM190 59H187L186 61H189V62H191L192 63V60H191V57H189ZM229 58H231L232 59V62H230L231 61V59H229ZM224 60V62H223V60ZM234 59V60H233ZM185 60V59H184ZM183 60V61H184ZM191 60V61H190ZM229 60V61H228ZM246 60V61H245ZM227 61H228V63H227ZM189 62H187V64L189 65L190 63ZM244 62H246V63H244ZM223 63V64H222ZM229 63H230V65H229ZM238 64V66H239V68H237V66L235 65V64ZM228 64V65H227ZM239 64H241V66L239 65ZM222 65L224 66V67H222ZM234 65V66H233ZM92 65H90V67H91ZM246 67V68H247ZM220 68V69H219ZM225 69V70H223V69ZM226 69H228V71L225 73V71H226ZM236 69H240L239 70V72L238 71H236ZM252 70H253V68H252ZM222 71H224L223 73L224 74H222ZM231 72H233L234 74H232ZM0 73H2V71H0ZM228 73L230 74V75H228ZM3 74H4V72L2 73V74H0V78H2L3 77ZM248 74H244V76L246 77ZM231 78V80L229 79V78ZM229 81H230V83H229ZM237 82V81H236ZM233 84V85H232ZM10 86V85H9ZM8 87V84L6 85V87H4L5 89ZM8 88H12L11 90L10 89H8ZM7 89V92H9L8 93V98L9 99H14V100H9L8 98H6L5 100L4 99H2V100H0V102L2 101V103H0V108L3 106V109L1 110L0 109V180L1 179H3L4 178V176H5V171L7 170V168L8 167H10V166H14L15 164H17L20 160H21V155H19V154H17L16 152H14L13 151V146H12V144H13V141L14 142H16V140H18V138L20 137L19 135H20V132L22 131L23 132V130H24V133L27 135V136H29L30 137V134H32L33 135V131H35V128H36V123L34 124V123H32L31 125H28L27 127L26 126H20L22 129H20V127H19V125H17L18 123H17V120H16V118L18 119V117H20V119L19 120H23L22 118H21V116H22V114L19 112V110L17 111V112H19V113H17V112H15L16 111V108H18L19 107V102L18 101H21V103L22 102H24L25 100H23V96H22V93L21 92H17V93H19V94H17V93H15L14 91V88L12 87V86H10V87H8ZM227 89V90H226ZM14 90V91H13ZM231 90V91H230ZM249 90V91H248ZM11 91H13V92H11ZM221 91V92H220ZM11 93H13V94H11ZM15 93V94H14ZM221 93V94H220ZM223 93V94H222ZM239 93V94H238ZM10 94H11V96H10ZM238 94V95H237ZM15 95V96H14ZM226 95V96H225ZM14 96V97H13ZM20 96H21V98H20ZM12 97V98H11ZM16 97H19V98H16ZM227 98V99H226ZM240 98V99H239ZM264 99V98H263ZM44 100V101H43ZM49 99H46V98H40L39 99V101H37L36 100V107L38 108V109H36V114H37V118H36V122H39V120L40 121H44V116H43V111H44V107L46 108V106L48 105V103H50V101H48ZM236 100V101H235ZM3 101H5L4 103H3ZM11 101H12V103H13V105H15L16 103L18 104H16L15 106H14V108L15 109H13V106H11L12 105V103H11ZM227 101V102H226ZM39 103V104H38ZM43 103H44V105H43ZM3 104V105H2ZM47 104V105H46ZM263 104H264V102H263ZM228 105V106H229ZM10 106L12 107V110H11V108H10ZM18 106V107H17ZM5 107V108H4ZM39 107H40V110H39ZM7 108V109H6ZM9 108H10V110H9ZM8 110V111H7ZM14 110V111H13ZM38 110V111H37ZM240 110V111H239ZM241 110L242 111H244L243 112V115H240V113H241ZM264 110V109H263ZM9 111L11 112V113H9ZM3 112V113H2ZM6 112V113H5ZM15 114H14V113ZM6 115H5V114ZM10 114V116H9V114ZM13 113V114H12ZM229 113V112H228ZM239 113V114H238ZM19 114V116H16V115H18ZM21 114V115H20ZM238 114V115H237ZM7 115H8V117H7ZM13 115V116H12ZM39 115H40V119H39ZM234 115V116H233ZM236 115V116H235ZM12 116V117H11ZM237 116H239V117H237ZM9 117H11V118H9ZM43 117V118H42ZM7 118H8V120H7ZM14 118V119H13ZM12 120V122H10V120ZM246 119V120H245ZM239 120V121H238ZM241 120H243V121H241ZM3 121V122H2ZM8 121V122H7ZM14 121L16 122V123H14ZM11 123H14V124H12L11 125ZM6 124V125H5ZM220 124V123H219ZM16 125H17V128H16ZM7 126V127H6ZM15 127V129H14V127ZM30 126V127H29ZM235 126V125H234ZM10 127H13V128H11L10 129ZM19 127V128H18ZM24 127H26V129H24ZM237 127V126H236ZM9 129V130H8ZM20 129V130H19ZM28 129V130H27ZM29 129H30V131H29ZM32 129H34L33 131H32ZM11 130H12V132H11ZM16 130V131H15ZM18 130L20 131L19 133H18ZM7 131V132H6ZM14 131V132H13ZM26 131H28L27 133H26ZM3 132V133H2ZM29 132H32V133H29ZM229 132H232V131H229ZM17 133V134H16ZM29 133V134H28ZM10 134V135H9ZM18 136V138L16 137V135ZM232 134V133H231ZM231 134H228L229 136L228 137H232V138H234V136L232 135L231 136ZM234 135H235V133H234ZM7 136H8V139H7ZM10 136V137H9ZM238 135H235V138L237 137ZM227 137V138H228ZM239 137V136H238ZM237 137V138H238ZM31 138H33V136H31L30 138H28L27 137V139H29L30 140V142H31ZM240 138V137H239ZM2 139V140H1ZM10 139V140H9ZM12 139V140H11ZM29 140H27L28 141V143H30L29 142ZM138 140V141H137ZM139 140H140V137H137V139L136 138H134V139H132V142L133 143H138L139 142ZM264 139H261V141H263ZM2 142V143H1ZM11 142V143H10ZM258 142H260V140L258 141ZM7 143V144H6ZM4 146H5V148H4ZM11 146V147H10ZM153 147V148H152ZM156 146H151L150 147V151H149V153H153V151L155 150V149H157V147L155 148ZM2 148V149H1ZM5 149V150H4ZM152 149H154V150H152ZM3 150V151H2ZM163 150V149H162ZM1 151H2V153L4 152V154H2L1 153ZM10 152V153H9ZM12 152V153H11ZM2 154V155H1ZM12 154V155H11ZM13 154H14V156H13ZM17 154V155H16ZM151 154H147V156H149L150 158H152V156H151ZM153 155V154H152ZM16 156V157H15ZM2 158V159H1ZM6 158V159H5ZM14 159V161H13V159ZM18 159V160H17ZM20 159V160H19ZM261 161L263 162L264 161V158H262L261 159ZM3 164V165H2ZM7 164V165H6ZM102 169H96L95 171L94 170H91V171H88V170H86V171H88V175L90 174V173H92V176H93V180L92 181H95L94 182V184H96L97 186H99V187H101V185H102V187L104 186V187H106V188H102V193H101V198L99 197V201L96 203V202H92L91 201V199H90V196H89V194H87V195H85L86 194V192H85V188L83 187V185L81 184V183H79L78 184V186H77V183L74 185V184H72L71 186H70V188L71 189H73L74 188V190H75V194H76V196H75V194L73 195V197L74 198H78L79 199V197H80V199H83L84 197L87 199V201H86V199L84 198L82 201L81 200H79L81 203H80V205L83 203V205L85 206V207H83V205L82 206H78L77 208H78V211H77V209H71V210H69L67 213L68 214H64L63 216H61V217H59L60 218V220H59V218L57 219V221L56 222H54L53 224L54 225H52V224H49L48 222L46 223V220H43V219H40L39 217H38V212L40 211V208H41V204H39V203H36L35 202V200H34V198H33V196H32V194H30L29 193V191H27L26 189H19V190H16L15 189V187H10L11 189L10 190H13L14 192H12V191H8V195H7V199H8V202L10 203V205L12 206V220H11V224L13 225V227H15V228H18V226H19V229H21L24 233V236H25V239L26 240H29V242H31L33 245H36L35 246V249L37 250L36 252L38 253V255H37V258L35 259V262H36V264H49V263H51V262H54L55 264H98L99 262V264H111V262L112 261H114L116 258H118V262L117 261H115V262H112V264L114 263V264H129L128 262H129V260L131 259H133V261H134V259L135 260H138V258H139V261H140V263L141 264H143V262H148V263H144V264H174L175 263V261L177 260V259H180L182 256H183V258H181L183 261H181V259L180 260H178V262L177 263H175V264H184L185 263V261L186 262H189V263H187V264H196L197 262H199V260H200V263H197V264H201L202 262L201 261H203V264H205L204 263V261L206 262V264H208L207 262H209V264L211 263V264H216V261H217V264H223V261H224V263L225 262H227V263H225V264H232V263H234V262H236V263H234V264H240V259H244V260H246L245 262H242L241 261V264H243V263H245V264H260V262H264V261H262V260H264L263 258H264V249H262V248H264V245H262V246H260L261 245V242L262 243H264L262 240H264V232L262 231V230H264V219L262 218V216L264 217V214H260V213H258V211L255 209V205H258V207L259 206H261L262 208H263V206L262 205H264V198H263V196H264V176L262 175V173L264 172L259 166H253V168L255 167V169H253V170H259V171H256V174L255 175H253V176H255L254 177V181H255V187L256 188H254V186L253 185H249L248 183H246L245 184V187L242 185V184H239V181L238 182H236L235 183V181H237V179L236 180H234L233 182L235 183V184H233V188L231 187V188H226V189H224V188H222V189H218L217 191V193L219 194V192L220 193H222L223 191V193L221 194V195H218L217 193L216 194H214V197H215V199H216V197L219 199H216V200H213V198L211 199V200H213L215 203V205L214 204H212V202L213 201H211V203H210V199H209V197L208 196H210V194L212 193V192H210V191H212V188H208L207 187V189H205V191H203L204 193H199L198 195H196V194H188V196H187V198H188V200H187V202H186V204L188 203V205H184L185 207V213L187 214V218L189 219V220H184V215H183V213H182V209L180 208V207H174V209H172V208H170V207H164L165 208V210H163L164 208H163V206H160V204L162 203V201H158L157 202V200L156 201H154V200H149L150 201V203H149V201L147 200V199H144V198H142V199H140L139 201H138V203H137V206L135 207V208H133V205H134V203L132 202V201H130V200H128V201H130V202H128L127 200L125 201V200H122L121 202L118 200V202H120L121 204L120 205H118L117 204V202H115V201H113V202H111L110 203V207H109V205H107L108 203H105V199H104V196L103 195H106L105 193L110 189V188H113V185H112V183L115 185V186H120L119 187V189L120 190H122V188H123V192L125 191H127V188H128V184L127 183H119V180H117L115 177H113V178H111V179H109L108 181H104L103 182V184L101 183V179L102 178H100V177H104L105 176V173H107L106 172V169H105V167H103V166H100ZM99 167V168H100ZM258 168V169H257ZM261 170H260V169ZM4 169V170H3ZM253 170H252V172H253ZM85 171V172H86ZM96 171H98V173L96 172ZM103 171V172H102ZM105 171V172H104ZM102 173H104V174H102ZM159 173V171L158 172H156L155 174H158ZM255 172H253V174H254ZM31 173H29L28 175H30ZM100 174H102V175H100ZM154 174V176L152 175V177H151V179L150 178H144V181H143V185H146V184H144V183H146V181H148V180H151V181H149L150 183H148V188H150V189H152V188H156V189H160L161 188V190H164V189H166V183H167V177H166V175H167V173H166V175H162L163 173H160V174H158V175H155ZM104 175V176H103ZM160 175V176H159ZM100 178L99 180H98V177ZM163 176H164V178H163ZM168 176V175H167ZM259 176V178H257ZM96 177H97V180H96ZM159 177H161V178H159ZM263 177V178H262ZM155 178V179H154ZM158 178V179H157ZM162 179V180H161ZM260 179V180H259ZM103 180H104V178H103ZM155 180H157V181H155ZM161 180V181H160ZM155 181V182H154ZM159 181V182H158ZM98 182V183H97ZM161 182H165L164 184L162 183L161 184ZM201 182V181H200ZM109 183H110V185H109ZM155 183V185H152V184H154ZM157 183V184H156ZM202 183V182H201ZM107 184H108V186H107ZM119 184V185H118ZM122 184H123V186H122ZM127 184V185H126ZM161 186H160V185ZM248 184V185H247ZM124 185H125V188H124ZM240 185H242V189H244V190H242L241 188H240ZM246 185L248 186L247 187V189H246ZM256 185H259L260 187H258V186H256ZM1 186H3L2 185V183L0 182V187ZM75 186V187H74ZM157 186V187H156ZM201 186H204L203 184L201 185ZM239 186V187H238ZM252 186V187H251ZM6 187H8V186H3L2 188H6ZM38 187H43V184L42 183H39L38 184ZM109 187V188H108ZM159 187V188H158ZM163 187V188H162ZM250 187V188H249ZM76 188V189H75ZM83 188V189H82ZM237 188V189H236ZM249 188V189H248ZM252 188V189H251ZM257 188H258V190H257ZM260 188V189H259ZM78 189H80V190H78ZM230 189V190H229ZM236 191H235V190ZM238 189H240L241 190V192H240V194H239V190ZM245 189L247 190L246 192L248 193V194H250V196L251 195H253V196H251L252 197V199H251V197L250 196H248V194H246V192H245ZM254 189V190H253ZM6 190H9L8 188H6ZM74 190H72V193H73V191ZM107 190V191H106ZM209 190V191H208ZM215 190V189H214ZM232 190H234V193L236 194H234L233 192H232ZM248 190H249V192H252V193H249L248 192ZM76 191H78V192H76ZM80 191V192H79ZM104 191H106L105 193H104ZM121 191V192H122ZM208 191V192H207ZM242 191H243V193H242ZM255 191L258 193H256V194H254L255 193ZM260 191H263V192H261L260 193ZM82 192V193H81ZM83 192H84V194H83ZM215 192V191H214ZM227 192H229V195H228V193ZM230 192H232L231 194H230ZM15 193V194H14ZM25 193V194H24ZM104 193V194H103ZM189 193V192H188ZM210 193V194H209ZM242 193V194H241ZM245 193V194H244ZM18 194V195H17ZM24 194V195H23ZM80 195V196H78V195ZM84 196H82V195ZM208 194V195H207ZM227 194V195H226ZM234 196H237V198H239L238 200H240L239 202L242 204H239L238 203V205H236L235 207H233V206H230V202H231V199H233L234 197H233V195ZM196 195V196H195ZM199 195H201V196H199ZM204 195V196H203ZM223 195V196H222ZM239 195V196H238ZM247 195V197H245ZM263 195V196H262ZM24 196V197H23ZM28 196H30V197H28ZM78 196V197H77ZM196 197V198H193V197ZM232 196V197H231ZM245 198H244V197ZM257 196V197H256ZM18 197V198H17ZM82 197V198H81ZM89 197V198H88ZM189 197H191V198H189ZM201 197H203L204 199L202 200V198ZM208 197V198H207ZM242 197V198H241ZM248 197H249V199L250 200H247L248 199ZM254 197H256L255 199H253ZM13 198H14V200H13ZM103 198V200H102V202L100 201V199H102ZM186 198V199H187ZM242 199V201H241V199ZM263 198V199H262ZM18 199V200H17ZM192 199H194L193 200V203H192ZM223 199H226V200H223ZM246 201H245V200ZM256 199L258 200L257 202H255V205H253L254 204V202L253 201H256ZM261 201H260V200ZM89 200V201H88ZM147 202H146V201ZM196 200H199L198 202L196 201ZM208 200V201H207ZM221 200H223L222 202H225V203H221ZM229 200V201H228ZM46 201H48V200H46ZM191 201V202H190ZM194 201H196V202H194ZM204 203H203V202ZM205 201H207V202H205ZM85 202V203H84ZM123 202H125V204L123 203ZM153 202V203H152ZM160 202V203H159ZM228 204H227V203ZM251 202H252V204H251ZM16 203V204H15ZM31 203H32V205H31ZM89 205H87V204ZM92 203V204H91ZM95 203V204H94ZM131 203V204H130ZM133 203V204H132ZM155 203V204H154ZM190 203L191 204H193V206L191 207L190 206ZM209 203V204H208ZM20 204V205H19ZM25 204V205H24ZM87 205V207H86V205ZM99 204V205H98ZM104 204V205H103ZM124 204V205H123ZM126 204H127V206H126ZM130 204V205H129ZM150 204H152L151 206H150ZM156 204H158V206L156 205ZM205 204V205H204ZM212 204V205H211ZM221 206H224V207H221L220 208V205ZM224 204V205H223ZM18 207H17V206ZM23 205V206H22ZM31 205V206H30ZM91 205H94V206H91ZM101 205V206H100ZM113 205H114V207L117 209L116 211H115V208L113 207ZM117 205V206H116ZM123 205V206H122ZM146 205H147V207H146ZM195 205V206H194ZM197 205V206H196ZM208 205H209V207H208ZM211 205V206H210ZM217 205V206H216ZM244 205H247V206H244ZM29 206V207H28ZM97 206V207H96ZM99 206V207H98ZM104 206V207H103ZM151 208H149V207ZM154 206V207H153ZM157 206V207H156ZM160 206V208H158ZM202 206V207H201ZM205 206V207H204ZM217 208H216V207ZM225 206H226V208H225ZM238 206L241 208H238ZM242 206L245 208V210H244V208H242ZM255 206V207H254ZM79 207H81L82 209L80 210L79 209ZM94 207H96V208H94V210H93V208ZM119 209H118V208ZM125 207V208H124ZM142 207V208H141ZM190 207V208H189ZM199 207H201V208H199ZM204 207V208H203ZM213 207V208H212ZM233 207V208H232ZM246 207H249L248 209H246ZM251 207H254V209L256 210V211H254V210H252L251 209ZM106 208H108L106 211H108V212H106V211H103V210H105ZM137 208V209H136ZM138 208H140L139 210H138ZM158 210H157V209ZM171 210L172 209V211L176 214V211H178L177 212V214L175 215H173L172 213V211H170L169 209ZM176 208H178L177 210H176ZM187 208H189V209H187ZM194 208V209H193ZM203 208V209H202ZM211 208V209H210ZM219 208V209H218ZM228 208H230L231 209V211H230V209H228ZM236 208V209H235ZM169 211H168V210ZM192 209V210H191ZM198 209V210H197ZM200 209H202L201 211H200ZM207 209H210V210H207ZM215 209V210H214ZM217 209H218V211H217ZM229 211H228V210ZM232 209H233V211L234 212H232ZM74 210V211H73ZM80 210V211H79ZM85 210V211H84ZM88 210H91V213H90V211H88ZM128 210V211H127ZM163 210V211H162ZM167 210V211H166ZM189 210V211H188ZM207 210V211H206ZM213 210V211H212ZM227 212H229L228 214L226 213V211ZM263 210H264V208H263ZM22 211V212H21ZM81 211H82V213H81ZM88 211V212H87ZM96 211V212H95ZM104 212V214H103V212ZM119 211V212H118ZM153 211H154V213H156V214H154L153 213ZM165 211V212H164ZM200 213V215H198L199 213ZM210 211H212V212H210ZM222 211V212H221ZM241 211V212H240ZM251 211V212H250ZM72 214H70V213ZM78 212V214L76 215V213ZM84 212V213H83ZM85 212H86V214H85ZM94 212V213H93ZM98 212V213H97ZM110 212V213H109ZM114 214H113V213ZM121 212H124V214L125 215H122L121 214ZM131 212V214H129ZM134 212H136V213H134ZM145 212V213H144ZM194 212H195V214H194ZM210 214H209V213ZM218 214H217V213ZM221 212V213H220ZM225 214H224V213ZM237 212V213H236ZM248 212V213H247ZM250 212V213H249ZM255 212V213H254ZM90 213V215L91 216H89L88 214ZM96 213V214H95ZM116 213L118 214L117 215V217L116 216H114V215H116ZM119 213L121 214V216L123 217V216H125V217H127V219H125V217H123V218H121L120 219V215H119ZM132 213H134V214H132ZM138 213V214H137ZM142 214L144 217H142V215L140 216V214ZM146 214V215H144V214ZM158 213H159V215H158ZM167 213H169V215L167 214ZM198 213V214H197ZM205 213V214H204ZM207 213H208V215H211V216H208L207 215ZM213 213H215V214H217L218 215V217H217V215H215V214H213ZM231 213V214H230ZM232 213H234V215H236V217L235 216H233L232 215ZM236 213V214H235ZM243 213V214H242ZM246 213H247V215H246ZM255 215H254V214ZM258 215H257V214ZM28 214V215H27ZM74 214V215H73ZM85 216H84V215ZM93 214H94V216H93ZM149 214V215H148ZM203 214V215H202ZM221 214H222V217H220L221 216ZM252 214V215H251ZM66 215V216H65ZM80 215H83V217L82 216H80ZM86 215H87V217H86ZM100 215V216H99ZM103 215V216H102ZM132 217H131V216ZM138 215V216H137ZM155 215H156V217H157V219H156V217H155ZM158 215V216H157ZM165 215V216H164ZM168 215V216H167ZM220 215V216H219ZM231 215V216H230ZM251 215V216H250ZM261 217H260V216ZM120 216V217H119ZM149 216V217H148ZM164 217V220L165 221H167V222H165L164 220H163V218L162 217ZM167 216V217H166ZM169 216H170V218H172L173 216V221H172V219H169ZM172 216V217H171ZM175 216H177V217H175ZM181 216V217H180ZM189 216V217H188ZM192 216V217H191ZM194 216H196V217H194ZM200 216L201 217H203V216H206V217H203V218H201L200 219ZM238 216V217H237ZM240 216V217H239ZM248 216H250L249 218L250 219H252V220H250L249 218H248ZM252 216L254 217V219H255V221H254V219L252 218ZM257 216H259L258 218H257ZM24 217H26L25 219H24ZM63 217H66L65 219L63 218ZM76 217H78V218H76ZM92 217H96V220L94 219V218H92ZM116 217V218H115ZM135 217H138V222H137V219L135 218ZM161 217V218H160ZM166 217V218H165ZM179 217L181 218V219H179ZM198 217V218H197ZM211 217V218H210ZM227 217V218H226ZM234 217V218H233ZM243 217V218H242ZM245 217H246V219H247V222H245L246 221V219H245ZM32 218V219H31ZM68 218V219H67ZM75 220H74V219ZM128 218H130L129 219V222H128ZM136 219V220H134V219ZM143 218H145V219H143ZM167 218L169 219V220H171V222H169V220H167ZM183 218V219H182ZM195 218V219H194ZM217 220H216V219ZM221 218V219H220ZM222 218H223V220H222ZM240 218H242V219H240ZM262 219V220H259V222H258V219ZM84 219V220H83ZM88 219V220H87ZM89 219H90V221H89ZM116 219V220H115ZM124 219V220H123ZM133 219V220H132ZM174 219H177V221H178V224H181L182 225V223H184L183 224V226H180V225H178L177 224V226L175 225L177 222H176V220L174 221ZM205 219V220H204ZM208 221H207V220ZM18 220V221H17ZM22 220V221H21ZM63 220V221H62ZM66 220V221H65ZM70 220H71V222L72 223H70V225H68L69 224V222H70ZM73 220V221H72ZM86 220V222L87 223H89V224H91V222H92V225H94V228H93V226L92 225H89V224H87L86 222H84ZM91 220H95L94 222H96L97 220V222L98 223H103V224H101V225H99V224H97L98 225V227H96L97 225H95V223L93 224V221H91ZM104 220V221H103ZM119 221V224H117V222ZM122 220V221H121ZM182 220H184V221H182ZM217 221V222H214V221ZM224 220H226V221H224ZM234 220V221H233ZM242 220V221H241ZM257 220V221H256ZM14 221V222H13ZM17 221V222H16ZM30 221H31V223H30ZM65 221V222H64ZM69 221V222H68ZM80 221V222H79ZM82 221V222H81ZM89 221V222H88ZM103 221V222H102ZM108 221V222H107ZM123 221H124V223H126V221H127V224L129 225V226H127V224H124L123 223ZM133 221H134V223H133ZM144 221V222H143ZM157 221H158V223H157ZM160 221V222H159ZM180 221H182V222H180ZM204 221V222H203ZM209 221H213L212 223L211 222H209ZM219 221H221L222 223H227L225 226H224V224H222L221 222L219 223ZM229 221V222H228ZM232 221V222H231ZM250 223H249V222ZM253 221L255 222V223H253ZM20 222V223H19ZM60 222H63V223H60ZM74 222V223H73ZM79 222V223H78ZM83 222H84V224H83ZM142 224H141V223ZM145 222H147V223H145ZM163 222V223H162ZM165 222V223H164ZM199 222H201V223H207V224H204V226H202L203 224H201V223H199ZM234 222H237L236 224L234 223ZM261 222H262V224H261ZM24 223V225H22ZM26 223V224H25ZM60 225H59V224ZM67 223V224H66ZM106 223V224H105ZM108 223H110V225H108ZM131 223L133 224V226L131 225ZM139 226V227H137L136 226V224ZM145 223V224H144ZM166 223H169L168 225L166 224ZM199 223V224H198ZM214 223V224H213ZM232 223H233V226H231L232 225ZM244 223H247L246 225H244ZM15 224L17 225V226H15ZM43 224V225H42ZM57 224V225H56ZM144 224V225H143ZM150 224H151V226H150ZM161 224V225H160ZM162 224L165 226V224H166V226L164 227H160V226H162ZM187 224H189V226L187 225ZM195 224V225H194ZM211 224V225H210ZM235 224V225H234ZM242 224V225H241ZM254 224V225H253ZM258 224V225H257ZM37 225H38V227H37ZM64 225V226H63ZM79 225V226H78ZM87 226V227H90V228H87V227H85V226ZM109 227H108V226ZM112 225V226H111ZM128 227V228H125V230H122L124 227H126V226ZM133 227V228H131V226ZM160 225V226H159ZM187 225V226H186ZM207 226V228H206V226ZM216 225V226H215ZM223 225V226H222ZM228 225V226H227ZM230 225V226H229ZM244 225V226H243ZM251 225V226H250ZM256 225V226H255ZM260 225V226H259ZM261 225H262V228H261ZM42 226H44L43 228H42ZM47 226V227H46ZM49 226H51L50 228H48ZM82 226H84V227H82ZM135 226V227H134ZM145 226V227H144ZM174 228H173V227ZM179 226H180V228H179ZM184 226H185V229L186 230H184L183 228H184ZM192 226H193V228H192ZM195 226L197 227V226H199V228L197 227V228H195ZM212 226V227H211ZM214 226H215V228H214ZM227 226V227H226ZM235 226H237V228H235ZM246 226H248L249 228H251V229H249L248 227H246ZM258 226V227H257ZM27 227V228H26ZM31 227L33 228V229H31ZM67 227H69V228H67ZM71 227H72V230H71ZM94 229H92V228ZM98 228L97 230H98V232L96 231V228ZM100 227V228H99ZM106 227L107 229H104V228ZM110 227H111V229H110ZM121 227V228H120ZM144 227V228H143ZM149 227H152V229L151 228H149ZM154 227H156V228H154ZM168 227V228H167ZM175 227H177V231L175 230L176 228ZM183 227V228H182ZM190 227V228H189ZM260 227V230L259 229H257V228H259ZM24 228H26V229H24ZM37 228V229H36ZM48 228V229H47ZM78 228V229H77ZM84 228V229H83ZM113 228V229H112ZM116 228V230H114ZM141 228V229H140ZM148 228V229H147ZM159 228V229H158ZM161 228H164V230H162ZM173 228V229H172ZM201 228V230L202 231H204V232H202L201 230H199ZM203 228V229H202ZM223 229V230H225V231H223V230H221V231H219V232H217L216 233V231H218L219 229ZM234 230H233V229ZM255 230H254V229ZM38 229H40V230H38ZM42 229V230H41ZM46 229V230H45ZM50 229V230H49ZM86 229V230H85ZM89 229L94 233H92L91 231H90V233H88L89 232ZM120 229V230H119ZM127 229H128V231H129V229H130V231H129V234H126V233H128L127 232ZM133 229V230H132ZM136 229H138L136 232H135V230ZM150 229V230H149ZM179 229H181V231L182 232H180V230ZM183 229V230H182ZM190 229V230H189ZM193 229H194V231L196 230L198 233L197 234H195L196 233V231H195V233H194V231H193ZM210 229H214V230H210ZM243 229H244V231H243ZM30 230V231H29ZM36 230V231H35ZM54 230V231H53ZM75 230H76V232H75ZM82 230V231H81ZM86 231L85 232V234H84V231ZM101 230L103 231V230H105L104 232H101ZM107 230V231H106ZM109 230H110V233H108L109 232ZM131 230L133 231L132 233H137L138 235H140L139 237H138V240H139V242L141 243V241H142V243L140 244L139 242H138V240L136 241V240H134L133 241V239H135V238H133V239H131L132 237H136L137 238V234H134L135 236H133V234L131 233ZM139 230H141V231H139ZM142 230H144V231H142ZM154 231V233H153V231ZM161 230V231H160ZM226 230H227V233H225L226 232ZM236 230H237V232H236ZM247 230V231H246ZM248 230H253L252 231V235L250 236V231L248 232ZM257 230H258V232H257ZM32 231V232H31ZM59 231H60V233H59ZM64 231V232H63ZM111 231H113V232H111ZM119 231V232H118ZM123 231H124V233H123ZM125 231H126V233H125ZM138 231H139V233H138ZM148 231V232H147ZM167 231V232H166ZM176 231V232H175ZM178 231L180 232V234L181 235H178ZM192 231V232H191ZM201 231V232H200ZM223 231V232H222ZM228 231H230V232H228ZM261 231H262V233H261ZM28 232H31V233H28ZM107 232V233H106ZM142 232L144 233V235L142 234ZM152 232V233H151ZM174 232L177 234H174ZM184 232V234H182ZM186 232V233H185ZM220 232H222V234L220 233ZM235 232H236V234H235ZM238 232H240L239 234H237ZM242 232V233H241ZM244 232V233H243ZM248 232V233H247ZM255 233V235H254V233ZM68 233V234H67ZM75 234V236H74V234ZM112 233V234H111ZM114 233H116V234H114ZM123 233V234H122ZM162 233V234H161ZM164 233V234H163ZM175 235V236H177V237H173V234ZM191 233V234H190ZM209 233V234H208ZM212 233V234H211ZM214 233V234H213ZM229 233V234H228ZM232 233H233V235H232ZM245 233H247V235L245 234ZM61 234H63V235H61ZM65 234V235H64ZM81 234H82V236H81ZM99 234V235H98ZM107 234H111L110 235V237H112V236H114V235H116V238H119L118 240H116V238L115 237H112V238H110L109 236V238H110V240H109V238L108 237H106V236H103V235H107ZM120 234V235H119ZM142 234V235H141ZM168 234V235H167ZM190 234V235H189ZM195 234V235H194ZM207 234V235H206ZM258 234V235H257ZM39 235V236H38ZM41 235H43V236H41ZM57 237H56V236ZM59 235H61V236H59ZM93 235H95V236H93ZM119 235V236H118ZM122 235V236H121ZM125 235L128 237V240H127V238L125 237ZM128 235H130V236H132L131 238H130V236H128ZM146 235V236H145ZM158 235V236H157ZM172 235V236H171ZM189 235V237H187ZM192 235V236H191ZM232 235V236H231ZM236 235V236H235ZM259 235H261V236H259ZM52 238H51V237ZM70 236V237H69ZM85 236V237H84ZM100 236H103V237H101L100 238ZM121 236V237H120ZM143 236V237H142ZM144 236H145V239H143L144 238ZM163 236V237H162ZM168 236H169V238H168ZM199 236V237H198ZM200 236H202V238H200ZM203 236H204V238L206 239V240H204L203 239ZM208 236H211L212 238H216L215 240H216V242H215V240L213 239H210L211 237H208ZM218 236V237H217ZM251 238L252 240H250L249 238ZM255 236H256V238H255ZM263 236V237H262ZM35 237V238H34ZM37 237V238H36ZM66 237V238H65ZM73 237V238H72ZM74 237H76L75 239H74ZM83 237H84V240H83ZM94 239H93V238ZM97 237H99V238H97ZM159 237V238H158ZM172 237V238H171ZM191 237L192 238H198V239H195V241H193L192 239H191ZM254 237V238H253ZM257 237H258V240H257ZM33 238V239H32ZM48 238V239H47ZM78 238V239H77ZM82 238V239H81ZM115 238V240H113ZM121 238V239H120ZM140 238V239H139ZM157 238H158V240H157ZM174 238V239H173ZM186 238V239H185ZM220 238V239H219ZM221 238H223V239H221ZM262 240H261V239ZM35 239V240H34ZM70 239V240H69ZM74 239V240H73ZM80 239V240H79ZM89 239H91V240H89ZM96 239V240H95ZM101 239V240H100ZM103 239V240H102ZM171 239V240H170ZM201 239H203V240H201ZM218 239V240H217ZM254 239H256V240H254ZM60 242H58V241ZM79 240V241H78ZM105 240H108L106 243H105ZM125 241L124 243H123V241ZM174 240H176V241H174ZM188 242H187V241ZM195 243H193L192 241ZM197 240H199V241H197ZM208 240V241H207ZM210 240H211V242L212 241H214V242H210ZM219 240H220V244H219ZM224 240V242H225V244H224V242H222ZM254 240V241H253ZM56 242V243H54V242ZM96 241V242H95ZM102 241V242H101ZM127 241V242H126ZM138 242V244H140V245H138V244H133V246L130 244V243H133V242ZM163 241V242H162ZM183 241V242H182ZM184 241H186V244H185V242ZM191 241V242H190ZM258 241H259V243H258ZM65 242V243H64ZM77 242H79V243H77ZM80 242H82V243H80ZM89 242V243H88ZM90 242H92V243H90ZM130 242V243H129ZM151 242H153L152 244H151ZM162 242V243H161ZM176 242H177V244L179 243V242H181L179 245H176ZM190 242V243H189ZM53 243V244H52ZM59 243V244H58ZM70 243V244H69ZM71 243H73V244H71ZM87 243H88V245H87ZM99 243V244H98ZM124 245H123V244ZM128 243V244H127ZM164 243H165V245H164ZM171 243V244H170ZM184 243V244H183ZM201 243H202V245H201ZM213 243H215V244H218V245H213ZM240 243V244H239ZM256 243H257V246L259 247H257L256 246ZM61 244V245H60ZM67 244V245H66ZM104 244H106V245H104ZM119 244L121 245H123V246H119ZM129 244H130V246H129ZM185 245L184 247H183V245ZM190 244V245H189ZM192 244V245H191ZM228 244V245H227ZM237 244H239V245H237ZM244 244V245H243ZM253 246H252V245ZM38 245V246H37ZM46 245H48V246H46ZM60 245V246H59ZM71 245V246H70ZM79 245V246H78ZM91 245V246H90ZM101 245H104V246H101ZM113 247V248H116V249H113L111 246ZM114 245H115V247H114ZM118 245V246H117ZM128 245V246H127ZM137 245V246H136ZM148 245V246H147ZM159 245V246H158ZM162 245V246H161ZM172 245V246H171ZM174 245H176L175 247H174ZM186 245H187V247H186ZM204 245V248L202 247ZM207 245H208V247H207ZM209 245H212V246H209ZM227 245V246H226ZM229 245H230V247H229ZM231 245H233V247L231 246ZM237 245V246H236ZM242 246V249H241V246ZM251 245V246H250ZM255 245V246H254ZM40 246H42V247H40ZM45 246V247H44ZM70 246V247H69ZM87 246V247H86ZM89 246V247H88ZM99 246H100V248H99ZM106 246H108V247H106ZM125 246V247H124ZM132 246V247H131ZM140 246V250H139V247ZM141 246H145V249H146V247L149 249L150 247V249L148 250V249H143L144 247H141ZM164 246V247H163ZM180 248H179V247ZM190 246H191V248H190ZM197 247V248H195V247ZM201 246V247H200ZM240 246V247H239ZM246 246V247H245ZM57 247H59V248H57ZM92 247V248H91ZM104 247V248H103ZM109 247H111V248H109ZM118 247H121L120 249L118 248ZM126 247H127V249H129V250H127L126 249ZM128 247H131V249H133V250H130V248H128ZM134 247V248H133ZM135 247H136V250H135ZM173 249H172V248ZM183 247V248H182ZM193 247V248H192ZM217 247V249L216 250H214L215 248ZM222 247H224L223 248V250L224 249H227L226 251L224 250H222ZM230 249H229V248ZM232 247V248H231ZM255 247H256V249L258 248V250H256L255 249ZM90 248V249H89ZM107 248H109V249H107ZM177 248H179L178 250L180 251L181 250V252H178V250H176V252H178V254H180V255H178L176 252H175V250L174 249H177ZM189 250H188V249ZM200 249V251H198L199 249ZM204 250H203V249ZM206 248V249H205ZM209 248H210V250H209ZM218 248H220V249H218ZM244 248H245V250H244ZM249 248H251V250H249ZM44 249V250H43ZM51 249H54V250H51ZM57 249V250H56ZM60 249H62V250H60ZM74 249V250H73ZM81 249V250H80ZM83 249V250H82ZM107 249V250H106ZM110 249H113L114 251H112V250H110ZM123 249H125L124 251L125 252H121ZM138 249V250H137ZM141 249H142V251L144 252L143 254L142 253H139L138 251H141ZM168 249V250H167ZM172 249V250H171ZM185 249H187V251L185 250ZM198 249V250H197ZM235 249V250H234ZM237 249V250H236ZM246 249H248V250H246ZM261 249V250H260ZM40 250H43V251H40ZM56 250V251H55ZM91 250V251H90ZM118 250V251H117ZM186 252H190V251H194L195 253H193L194 255H196V256H194V255H192V254H190V253H192V252H190V253H185V251ZM208 250V252H206ZM220 251V253H219V251ZM232 250V251H231ZM240 250V251H239ZM245 252H244V251ZM40 251V252H39ZM50 252V253H48V252ZM59 251V252H58ZM69 251H72V252H69ZM74 251H77V252H75L74 253ZM79 251V252H78ZM103 251H104V253H103ZM107 251V252H106ZM117 251V252H116ZM126 251H128L129 253L131 252V251H134L132 254H135V255H132L131 253V257L132 258H130V254L129 253H127L126 254ZM139 253H137V252ZM145 251H149L148 253H146ZM171 251H173L174 253L172 254V252ZM182 251H184V252H182ZM198 251V252H197ZM204 251V252H203ZM214 251H216L215 252V254H213L214 253ZM228 251V252H227ZM234 251H236V252H234ZM248 251V252H247ZM258 251H259V254L260 255H257L258 254ZM261 251H263V253H261ZM58 252V253H57ZM60 252H63L62 254L60 253ZM85 252H87V253H85ZM89 252H91V254L89 253ZM108 252H110V254L109 255H111V256H107V254H108ZM113 252H115V253H113ZM121 252V254H118V253H120ZM166 252H168V253H166ZM171 252V253H170ZM225 252H227V253H225ZM253 252V253H252ZM255 252V253H254ZM40 253V254H39ZM73 253L74 254H76L75 255V257H74V255H73ZM82 253V254H81ZM85 253V254H84ZM125 255H127V256H125ZM153 253V254H152ZM164 253V254H163ZM203 255H202V254ZM204 253L206 254V255H204ZM222 253H224V254H222ZM233 253V254H232ZM236 253V254H235ZM237 253H238V255H237ZM249 253H251V255L253 256V259H252V256L251 255H249ZM54 254V255H53ZM61 254V255H60ZM63 254H65L64 256H63ZM71 254V255H70ZM87 254V255H86ZM89 254V255H88ZM116 254V256H113V255H115ZM141 254H142V256H141ZM166 254V255H165ZM168 254V255H167ZM177 254V255H176ZM183 254V255H182ZM186 254V255H185ZM208 254H210L209 256H211V257H208L207 255ZM213 254V255H212ZM263 256H262V255ZM50 255V256H49ZM53 255V256H52ZM91 255V256H90ZM94 255V256H93ZM139 255H140V257H139ZM145 255V256H144ZM171 255V256H170ZM172 255H176V256H172ZM191 255V256H190ZM226 255H228L227 257H225ZM238 257H237V256ZM248 256V258H247V256ZM55 256V257H54ZM58 256H60V258L58 257ZM73 257V259H71L72 257ZM82 256V257H81ZM84 256V257H83ZM94 258H93V257ZM120 256V257H119ZM126 259V257H128L125 261L127 262H124V260H121V259H123V257ZM148 256V257H147ZM161 256V257H160ZM166 256H168V257H166ZM186 256V258H184ZM193 256V257H192ZM205 256H207L206 258H205ZM225 257V259H224V257ZM230 256V257H229ZM241 256V257H240ZM246 256V257H245ZM250 256V257H249ZM88 257V258H87ZM89 257H91V261H88L89 260ZM97 257V258H96ZM107 257V258H106ZM113 257V260L112 259H110V258H112ZM122 257V258H121ZM134 257V258H133ZM136 257H138L137 259H136ZM146 257V258H145ZM174 258L173 260H175V261H173L171 258ZM179 257V258H178ZM189 257H192V258H189ZM196 257H197V259H196ZM233 257H237V259L235 258H233ZM257 257V258H256ZM262 257V259H260ZM44 258V259H43ZM56 258V259H55ZM59 258V259H58ZM85 258V259H84ZM96 258V259H95ZM120 258V259H119ZM144 258V259H143ZM176 258V259H175ZM196 259V261H195V259ZM204 259V260H202V259ZM221 258V259H220ZM223 258V259H222ZM226 258H228L227 260H226ZM232 258V259H231ZM246 258V259H245ZM256 258V259H255ZM69 259V260H68ZM76 259V260H75ZM79 259H80V261H79ZM93 259H95V260H93ZM110 259V260H109ZM171 259V260H170ZM189 259V260H188ZM191 259V260H190ZM211 259V260H210ZM218 259V260H217ZM234 259V260H233ZM253 261H252V260ZM257 259H258V261H257ZM47 260V261H46ZM52 260V261H51ZM55 260V261H54ZM58 260V261H57ZM72 260V261H71ZM73 260H75V261H73ZM82 260H83V262H82ZM92 260H93V262H92ZM112 260V261H111ZM119 260H121V262L123 261V263H121V262H119ZM128 260V261H127ZM131 260H130V264L132 263L131 262ZM142 260V261H141ZM168 260H169V262H168ZM209 260V261H208ZM232 260V261H231ZM250 260V261H249ZM255 260V261H254ZM64 261V262H63ZM69 261V262H68ZM167 261V262H166ZM179 261H181L180 263H179ZM191 261H193V262H191ZM195 261V262H194ZM219 261V262H218ZM220 261H221V263H220ZM234 261V262H233ZM250 263H249V262ZM61 262V263H60ZM81 262V263H80ZM136 262V264L138 263V264H140L139 262H137V261H134V263ZM151 262V263H150ZM183 262V263H182ZM229 262V263H228ZM231 262V263H230ZM54 263H51V264H54ZM133 264V263H132ZM186 264V263H185ZM261 264H264V263H261Z\"/></svg>",
	"mask_w": 264,
	"mask_h": 264
},
{
	"label": "water",
	"instance_id": "95a60500",
	"mask_svg": "<svg viewBox=\"0 0 264 264\" xmlns=\"http://www.w3.org/2000/svg\"><path fill=\"white\" fill-rule=\"evenodd\" d=\"M8 1H9L8 3H12V5L10 7V11L15 12L17 10V8L19 7V5H18L17 2L20 1V0H8ZM39 1L40 0H37V1L36 0L29 1L28 0L27 1V5L30 8L29 9V12L34 7H38V6H39L38 8L42 7V9H45V7H43V5H42V2H39ZM188 1L189 0H185V1H183V3L184 4H187ZM190 1H192V2H190L191 3V8L188 10V12L190 14V18L191 17H193V18H191L190 19L191 21H189L190 23L189 22L188 23L190 24L189 26H190V29L192 30V33H195V35H196L197 38H199L200 36L201 37H208V36H210V37H218L219 34L217 32H215L216 31V28L215 27H217L216 26L217 25V18H215V17L213 18L211 14L212 13L213 14L214 13H217V11H218V9H217V6L218 5L217 4H219V3H216L215 4V1L214 0H211V1L206 0V3H204V4L202 3V6H199L197 4V1L198 0H195L196 2L193 1V0H190ZM257 1L258 0H254V1L253 0H244V3H246L247 5H249V4H252V3H256ZM261 1H264V0H260L257 3H260ZM31 2H32V4H31ZM222 2H224V1H222ZM263 7H264V4H263ZM188 12L184 13V11H183L182 15L180 14L181 15L180 18H183L182 16L186 15ZM83 16H84V11H83V13L82 12L79 13V16L77 18L80 19ZM21 17H23L22 20L25 21V16H21ZM183 19H185V18H183ZM22 20H21V23L26 24ZM26 22H28V20ZM43 24H44V26L47 25L45 22ZM223 27H222V29H223ZM224 30L226 32V29H224ZM258 30H259V33H258ZM225 32L222 34L223 36L226 35ZM262 33H264V23L261 24L258 27V29H256L255 36H254V34H252V38L250 39L251 44L254 46L255 51L261 46V41H262V38L263 37H259V34L261 35ZM217 42H218V40H217ZM223 45H224V39L222 38L221 39V42H219L217 44V47L218 48L220 47V49H221V47H223ZM263 47H264V45H263ZM111 58L112 57L105 58L104 60L108 64V62H112V59ZM220 58H221V56H220ZM235 62H239V59L237 57L235 59ZM160 63H163L162 62V59L160 60ZM252 63H254V64L252 65ZM252 63H251V65L253 67V70H255V66H257V65L262 66V68L264 69V49H263L262 56H257L255 58H253V62ZM160 65H162V64H160ZM235 65L237 66V68H239V66L237 64H235ZM242 70H243V72H242V74H240V77H239V74H236V73L234 75H232L233 80H237V82L235 83L236 85L233 86L235 88H233V89H235V90L237 89L236 92H239L241 95H243L245 93L244 92V89H245L244 87H247L248 86L249 89H253L252 95H250V94L249 95L248 94H244L243 95V98L246 99V101H247L246 103L247 104H249V102H252V104H256V106L253 105L254 108L257 107V102L256 101H258V103H259L258 106L260 108V109H258V111H260L262 109V112L257 117H255V119L252 122L248 121V122H245V123H238L237 124V127H236V121H235L236 119H233L232 124H234L235 127H236L235 134L238 135L241 139H243L244 142L247 144V146L249 144V148L250 149L248 148V150H249L250 155L255 159V166L258 165L264 171V162L261 161V159L263 157V152H264V149H263L264 148V145L261 142H258L259 140L264 139V110H263L264 109V106H263V102H262L264 100L263 99L264 98V83L262 85L258 86L254 82L255 81V80H253L254 77L250 73L251 71H253L252 69H250L249 72L246 71V69H242ZM244 74L245 75L248 74V75L245 77ZM171 80H172L171 83L172 82H175L176 83L175 84L176 85V88L174 89L175 90L174 96H178L179 94L180 95H186L187 94V91H186V83L185 82L181 83L180 80H177L175 78H172ZM262 80L264 82V79H262ZM251 83L253 84L252 87L250 86ZM159 89H160V93H159L160 95H159V97H164L166 100L170 99V96L168 95V91L162 90L161 88H159ZM182 97H185V96H182ZM253 97H255V98H253ZM256 98H258L259 100L256 99ZM157 99H159V98H157ZM174 99L175 98H171V101H172V104H173V111H171V114L169 113L170 115H168V117H166L164 119V122L167 123L170 120L175 121L176 120V117L178 115H180L181 117H183V119L185 121H188L186 126L183 124V126L181 128H175V131H172L171 130V132L173 134H174V132H176L175 134H177L180 131L183 132L184 130H186L189 127H191V125H193V123L196 120V118L193 115H191L193 117L192 118H189V120H188V117H185L184 118L183 112H181V110H180L181 102L176 101L174 103ZM255 99H256V101L253 102ZM187 100H185V101H187ZM181 101L185 105L188 104V103H186L183 100H181ZM236 103H238V102H236ZM236 103L230 101V106L229 107L231 108L232 111H234L233 110V107L240 106V104H236ZM158 104H159V102H158ZM252 104H251V106H252ZM242 108H244V106H241V109ZM172 112H174V113H172ZM242 114H243V112L241 111L240 115H242ZM169 116H171V117H169ZM167 135L169 136V135H171V133L168 132ZM171 137H172V135H171ZM174 137H176V136L174 135ZM189 139L192 140L193 142H200V143H202L206 148H208V145H209L208 142H210L209 138L206 137L205 135H200V134H197V133L194 134L193 131L189 133ZM176 142H178V140ZM257 151H259V153H257ZM213 157H214V155H213ZM206 165H211L209 167V170H208V172H211V167L213 165L212 161H209V162L207 161L206 162ZM217 165H218V162H216V165L215 166H217ZM262 175H264V172L262 173Z\"/></svg>",
	"mask_w": 264,
	"mask_h": 264
}]
</instances>
